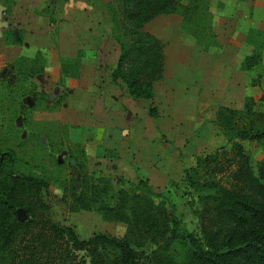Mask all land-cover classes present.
<instances>
[{
	"label": "rangeland",
	"instance_id": "rangeland-1",
	"mask_svg": "<svg viewBox=\"0 0 264 264\" xmlns=\"http://www.w3.org/2000/svg\"><path fill=\"white\" fill-rule=\"evenodd\" d=\"M2 2L10 4L9 13ZM208 8L217 44L206 50L180 28L178 14H159L142 25L164 45V71L150 98L124 105L114 100L125 97L123 83L110 80L118 55L112 34L121 31L113 28L116 0H0V149L13 151L17 170L48 179L43 197L55 223L82 239L123 232L93 210L67 209L68 188L78 191L85 173L107 178L115 189L143 179L164 200L178 231L199 237L193 213L199 203L182 180L183 169L193 156L225 144L216 108L239 109L264 88V50L250 70L239 67L253 48L246 41L264 30V0H209ZM17 28L23 32L15 45L3 32ZM40 66L41 73L28 75ZM33 90L38 94L31 96ZM243 145L254 169L264 139ZM74 255L88 264L84 251Z\"/></svg>",
	"mask_w": 264,
	"mask_h": 264
},
{
	"label": "trees",
	"instance_id": "trees-1",
	"mask_svg": "<svg viewBox=\"0 0 264 264\" xmlns=\"http://www.w3.org/2000/svg\"><path fill=\"white\" fill-rule=\"evenodd\" d=\"M208 4L209 0H116L119 17H113V28L120 26L121 31L112 34L118 55L111 81L120 80L134 99L150 98L153 83L164 71V45L142 25L159 14H178L180 28L206 50L217 44ZM10 7L4 4L3 13H9ZM22 32L8 29L3 35H11L9 42L17 45ZM255 36L256 40L246 41L253 48L242 57V70L261 60L264 30H257ZM13 64L8 61L7 69H13ZM7 69L2 68L1 74ZM42 70V66L31 68L28 75ZM34 94L38 93L31 91ZM214 122L225 144L193 156L182 172V180L199 203L193 209L199 237L178 231L164 200L143 179L115 189L105 177L82 173L79 190L73 185L68 188L67 209L93 210L123 232L79 238L70 227L51 219L43 197L48 179L17 170L13 151L0 149V264H84L74 255L79 250L88 264H264V153L253 169L252 154L243 145L264 139V88L257 101L248 97L239 109L219 105ZM78 167L84 169V163Z\"/></svg>",
	"mask_w": 264,
	"mask_h": 264
},
{
	"label": "crops",
	"instance_id": "crops-1",
	"mask_svg": "<svg viewBox=\"0 0 264 264\" xmlns=\"http://www.w3.org/2000/svg\"><path fill=\"white\" fill-rule=\"evenodd\" d=\"M26 33H28V31L27 30H25V34ZM111 80V79H110ZM124 86V85H123ZM124 88H125V86H124ZM83 90V89H82ZM81 90V91H82ZM125 90H126V88H125ZM87 91H89V90H87ZM125 97H120V98H117L116 96H114V100H117V99H119V101H120V103L119 104H124V105H126L127 103V100H129V99H134V98H132L131 96H129L128 95V93H127V91H126V95H124ZM110 97V96H109ZM116 104V103H115Z\"/></svg>",
	"mask_w": 264,
	"mask_h": 264
}]
</instances>
